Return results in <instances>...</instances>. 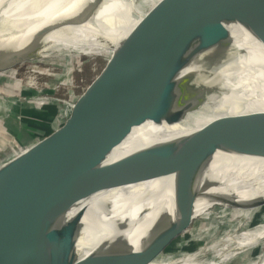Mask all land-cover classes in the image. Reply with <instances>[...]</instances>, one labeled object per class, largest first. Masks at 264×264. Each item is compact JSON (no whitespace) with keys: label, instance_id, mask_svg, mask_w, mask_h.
<instances>
[{"label":"water","instance_id":"1","mask_svg":"<svg viewBox=\"0 0 264 264\" xmlns=\"http://www.w3.org/2000/svg\"><path fill=\"white\" fill-rule=\"evenodd\" d=\"M165 1L172 11L156 14L151 28L158 29L159 36L170 20L178 24L170 31V41L163 48L150 44L142 17L121 38V33L152 2L140 3L114 19V24L124 22L115 32L114 39L118 37L115 48L88 39L70 40L72 45L94 49L92 54L67 48L63 46L67 43L64 40L46 41L44 34L62 27L59 23L38 33L0 32V58L11 64L0 71L44 57L47 51L67 57L105 56L100 71L81 90L64 100L41 126L0 156V264H152L157 257L150 256L178 236L169 233V229L188 220L196 203L220 183L210 177V164L216 153L264 158V111L225 114L196 130L118 157L97 170L89 185L80 191L75 189L71 181L73 170H89L91 154L102 144L114 148L134 126L146 121L172 126L187 120L191 112L218 110L223 89L212 80L216 77L215 70L234 52L227 49L233 39L228 25L240 24L264 46V0ZM127 14L129 19L126 17L125 21ZM70 19L75 23L80 17L66 21ZM215 48L219 49L215 54L197 60L200 53ZM194 64L199 69L185 73ZM30 98L15 96L10 100ZM108 98L115 99L105 104H128L134 110L131 117L117 119L114 127L92 138L72 137L90 105ZM90 113L81 128L93 116ZM63 168L70 173H60ZM164 178L173 180V211H160L138 246L124 234L130 226L117 222L110 237L81 256L78 242L90 230L83 233L85 209L73 212L78 202L100 191ZM235 206L261 208L264 198ZM226 222L211 224L209 232ZM98 230L94 228L90 234ZM199 236L200 233H193L182 240L171 255L177 256L195 245L194 239Z\"/></svg>","mask_w":264,"mask_h":264},{"label":"bare ground","instance_id":"2","mask_svg":"<svg viewBox=\"0 0 264 264\" xmlns=\"http://www.w3.org/2000/svg\"><path fill=\"white\" fill-rule=\"evenodd\" d=\"M148 2H152L150 8L144 14L142 12V16L138 17L124 33H121V38L126 36L142 17L145 34L149 37L150 44L163 48L164 44L170 41V31L178 23L170 20L157 36L158 29L151 28V20L162 11L172 10L165 0H142L140 3ZM140 3L136 0H0V32L13 30L26 31L28 34L38 33L51 24L59 23L62 27L49 30L44 34L46 41L64 40L67 43L63 46L92 54L94 49L72 45L70 40L88 39L94 44L102 42L115 48L118 37L114 39V35L120 27H123L124 20L118 25L113 23L116 22L114 19L121 12H126ZM72 17H80V20L75 23H72L71 19L66 21ZM126 17L128 18V14L125 15V21ZM227 27L233 36L231 47L227 49H232L234 52L230 51L232 53L228 55L229 59L215 70L216 77L212 80L214 84H221L223 89L218 110L208 113L191 112L187 120L172 126H166L165 123L159 126L146 121L144 124L134 126L126 138L114 148L102 144L89 156L91 162L89 170H73L71 181L77 191L92 182L97 170L135 149L191 132L220 115H248L264 111V46L240 24L234 23ZM97 49L96 47L95 50ZM217 50L219 49L215 48L200 53L196 58L200 61L201 58L215 54ZM1 60L3 59L0 58V69L9 66L10 63ZM198 69V65L194 64L188 67L185 73ZM70 70L68 68V73ZM3 71L5 70L0 73ZM114 99L109 98L105 102ZM133 111L125 103L113 105L104 103L96 111L97 117L101 120L100 126L93 128L90 132L84 127L81 128L80 124L71 136L75 138L83 135L91 138L97 136L114 127L117 119H129ZM166 128L170 130H164ZM210 168L212 170L210 177L220 183L210 188L206 196L196 203L188 220H182L169 229V233H175L178 236L173 239L170 248L165 249L163 246L150 256L157 257L152 264H225L239 253L250 250L258 244L262 246V250L257 259L245 264H264V223H256L257 225L254 223L250 228L240 229L243 222L261 211L262 207L242 209L235 206L237 203H249L264 198V158L218 152L213 157ZM59 172L68 173L69 171L63 168ZM172 181V179L164 178L130 184L97 192L78 202L73 212L85 209L82 221L83 233L85 234L87 230L93 231L94 228L99 229L98 232H94V235L90 234V231L87 232L86 236L78 242L81 256L89 254L98 247L101 240L110 237L116 230L114 225L117 222L130 226L124 234L136 244L160 211H173ZM237 219L240 224L233 229L236 233L230 232L231 234H228L223 241L200 246L201 248L196 251L184 250L177 256L170 255L177 244L193 233H200L199 237L203 238L210 234L211 224L225 223L230 220L226 223L236 225ZM99 236L102 238H98ZM198 244L200 243L187 249H192ZM225 248H231V251L221 253V250ZM209 252H218L217 255L221 257V260L217 262L205 259L206 253ZM163 253L170 256L163 257L161 256Z\"/></svg>","mask_w":264,"mask_h":264},{"label":"rangeland","instance_id":"3","mask_svg":"<svg viewBox=\"0 0 264 264\" xmlns=\"http://www.w3.org/2000/svg\"><path fill=\"white\" fill-rule=\"evenodd\" d=\"M46 54L47 55L44 57L23 62L24 64H17L0 73V140L3 142L5 141L3 143L4 149L0 153V156L8 153L14 148V145L18 144L26 134L35 128L29 126L34 125V123L41 120L43 117L51 114L64 100L68 99L73 93L81 90L82 87H84L92 77L100 71L105 62L104 55H82L69 58L58 52L55 54V52L52 53L51 51H48ZM209 65L211 64H208V66ZM68 68L71 69L69 73ZM20 94L30 96L32 101L28 100L27 103H24L21 106L19 105L20 108L17 112L14 109H10L11 106L9 100L11 97ZM105 100L107 101V99H104L91 104L79 125L82 124L83 120L86 117H89L91 114L90 112H92L93 116L85 122L86 126L84 129L92 131L93 128L100 126L101 120L97 117L96 111L105 103ZM9 106L10 108H8ZM40 123L38 125H41ZM16 126H18L20 131L13 130V127ZM15 138L17 139L14 141ZM10 147L11 149L8 150ZM263 216L264 207H262L261 211L257 214L248 220H245L240 229L250 228L254 223H264ZM238 221L239 220L235 222L236 225L227 223L218 227L215 231L210 232L206 237L194 239L196 242L199 240L198 242L200 244L194 246L192 249L189 248V250H185L187 252L196 251L206 244L208 245L216 241H223L228 234H231L230 232L236 233L233 229H235V226L239 227L240 223ZM146 232L140 237V239L145 237L147 234ZM139 240L135 246H138ZM172 242L173 240L167 242L164 245V248H170ZM261 250L262 246L258 244L250 250L239 253V255L228 260L225 264L248 263L249 261L257 259ZM221 251V253L230 252L231 248H225ZM165 254L166 253H163L161 256L166 257L171 255V253L170 255ZM217 254L218 252H209L206 253L204 258L219 262L221 257Z\"/></svg>","mask_w":264,"mask_h":264},{"label":"crops","instance_id":"4","mask_svg":"<svg viewBox=\"0 0 264 264\" xmlns=\"http://www.w3.org/2000/svg\"><path fill=\"white\" fill-rule=\"evenodd\" d=\"M20 90H22V89H20ZM27 92V91H26ZM17 96H25V97H30V96H27L26 94L25 95H23V94H20V95H17ZM30 101H32L31 99H29ZM9 102H10V106H11V108H10V106L8 107V108H10V109H14V110H18L19 108H20V106L22 105V104H24V103H27L28 102V100L27 101H11V100H9ZM20 105V106H19ZM58 108V107H57ZM56 108V109H57ZM56 109L54 110V111H56ZM15 111V112H16ZM54 111L52 112V113H54ZM14 112V111H13ZM18 112V111H17ZM51 113V114H52ZM51 114H49V115H51ZM14 115V114H13ZM48 115V116H49ZM48 116H45V117H43L41 120H39V121H37L36 123H34V125H31V126H29V127H35L34 129H37L39 126H41V125H38L41 121V123L40 124H42L44 121H45V119L48 117ZM38 125V126H37ZM37 126V127H36ZM33 129V130H34ZM13 130H15V131H20V129L18 128V126H16V127H13ZM17 138H15L14 139V141L16 140ZM5 142V141H4ZM2 140H0V153L2 152V150L4 149L3 148V143H4ZM16 145H14L13 147H15ZM11 148V147H10Z\"/></svg>","mask_w":264,"mask_h":264},{"label":"built area","instance_id":"5","mask_svg":"<svg viewBox=\"0 0 264 264\" xmlns=\"http://www.w3.org/2000/svg\"><path fill=\"white\" fill-rule=\"evenodd\" d=\"M11 149V148H8V150Z\"/></svg>","mask_w":264,"mask_h":264}]
</instances>
